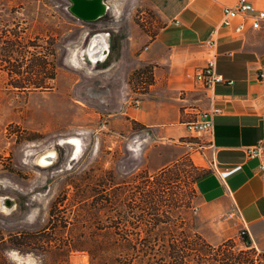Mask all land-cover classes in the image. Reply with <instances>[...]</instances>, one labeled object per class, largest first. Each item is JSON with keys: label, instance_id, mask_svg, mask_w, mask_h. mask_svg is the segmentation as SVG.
Masks as SVG:
<instances>
[{"label": "rangeland", "instance_id": "1", "mask_svg": "<svg viewBox=\"0 0 264 264\" xmlns=\"http://www.w3.org/2000/svg\"><path fill=\"white\" fill-rule=\"evenodd\" d=\"M103 1L102 17L82 21L69 11V0H0V264H53L51 255L43 260L6 239L42 230L53 200H69L74 187L99 190L102 207L90 217L106 236L130 229L128 223L122 226L125 219H162L171 213L170 202L196 229L195 183L210 167L208 142L190 136L184 126L176 137H163L113 115L123 102L122 88L136 93L137 100L146 92L152 66L140 64L132 71L130 51L145 34L155 35L157 16L147 0ZM102 33L109 50L103 62L83 52ZM41 55L47 57L44 72L54 79L35 87L43 75L35 61ZM69 138L81 144L76 155ZM163 168L172 169L170 180L145 207L141 189ZM231 240L236 251L243 249L239 238ZM257 253L264 263V253ZM68 261L89 264L86 253Z\"/></svg>", "mask_w": 264, "mask_h": 264}, {"label": "crops", "instance_id": "2", "mask_svg": "<svg viewBox=\"0 0 264 264\" xmlns=\"http://www.w3.org/2000/svg\"><path fill=\"white\" fill-rule=\"evenodd\" d=\"M235 1L147 0L159 27L130 51V68L151 65L153 82L135 105L137 94L122 88L123 102L113 115L120 122L133 121L163 137H176L202 112L220 108L206 141L212 152L210 167L195 183L200 201L196 230L211 244L239 238L244 231L252 247L264 253V175L258 172V160L244 153L247 146H264V26L247 27L241 34L221 27V7ZM247 1L264 10V0ZM213 30L215 49L206 44ZM97 35L102 42L89 54L103 62L108 41L103 33ZM214 52L216 72L234 83L205 91L195 84L194 72ZM188 115L193 119H185Z\"/></svg>", "mask_w": 264, "mask_h": 264}, {"label": "trees", "instance_id": "3", "mask_svg": "<svg viewBox=\"0 0 264 264\" xmlns=\"http://www.w3.org/2000/svg\"><path fill=\"white\" fill-rule=\"evenodd\" d=\"M35 61L38 72L43 74L35 87H41L45 79L53 80L54 77L44 72L48 65L46 56L41 55ZM141 73V70L136 72L137 75ZM152 82L151 74L147 84ZM171 172V168H164L156 174L154 181L145 183L141 189L145 207L155 202L156 191L163 187L165 180H170ZM99 196V190L74 187L69 200L59 196L53 200L42 230L16 232L6 241L19 251L42 255L43 260L49 254L53 264H69V257L75 253H86L89 264H261L255 258L261 255L252 247L244 231L239 236L243 245L241 250H235L231 239L211 246L196 232L188 218L176 212L178 208L174 202H170L171 213L162 219L138 217L130 222L125 219L122 226L127 228L125 224L128 223L130 229L106 236L101 224L90 217L102 207ZM72 206L80 210H72ZM60 208L66 211L60 213ZM2 240L0 237V242Z\"/></svg>", "mask_w": 264, "mask_h": 264}, {"label": "built area", "instance_id": "4", "mask_svg": "<svg viewBox=\"0 0 264 264\" xmlns=\"http://www.w3.org/2000/svg\"><path fill=\"white\" fill-rule=\"evenodd\" d=\"M177 23V21H175ZM220 26L230 28L234 33L241 34L247 27L258 29L264 26V10H256L247 0H236L232 5L221 7ZM216 30L210 34V39L206 44L215 49L216 41L214 38ZM194 81L197 87L205 91H212L217 85H232L231 79H226L216 72V53L214 52L204 66L198 67L194 72ZM135 100L133 104H137ZM220 108L212 107L206 112H202L198 119L189 121L185 124L186 132L198 138L200 142L207 141L213 134V118L220 114ZM244 153L248 158L258 160V172L264 175V146L256 144L247 146ZM194 208V213L197 212Z\"/></svg>", "mask_w": 264, "mask_h": 264}, {"label": "water", "instance_id": "5", "mask_svg": "<svg viewBox=\"0 0 264 264\" xmlns=\"http://www.w3.org/2000/svg\"><path fill=\"white\" fill-rule=\"evenodd\" d=\"M69 11L82 21H95L104 13L103 0H69Z\"/></svg>", "mask_w": 264, "mask_h": 264}, {"label": "bare ground", "instance_id": "6", "mask_svg": "<svg viewBox=\"0 0 264 264\" xmlns=\"http://www.w3.org/2000/svg\"><path fill=\"white\" fill-rule=\"evenodd\" d=\"M103 7H104V13H105L107 11L106 3L103 4ZM101 38H103V37L99 36V35H96L94 38H92L90 40V43H89V46H88L89 49L86 50V53L89 55L88 57H90L89 52H91L93 50L94 46L96 44H100V42H102V40H100ZM83 52H85V49H84ZM66 143L72 145L75 155L78 154L81 151V144H80V142L77 139L69 138L68 140H66Z\"/></svg>", "mask_w": 264, "mask_h": 264}]
</instances>
